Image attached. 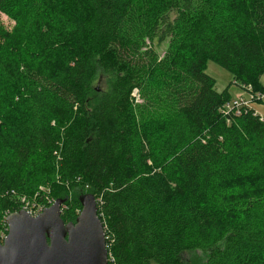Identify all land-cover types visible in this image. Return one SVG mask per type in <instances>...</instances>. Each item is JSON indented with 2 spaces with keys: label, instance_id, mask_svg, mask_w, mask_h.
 <instances>
[{
  "label": "trees",
  "instance_id": "trees-1",
  "mask_svg": "<svg viewBox=\"0 0 264 264\" xmlns=\"http://www.w3.org/2000/svg\"><path fill=\"white\" fill-rule=\"evenodd\" d=\"M208 62L258 101L264 0H32L15 32L0 24V235L57 200L75 222L93 195L109 264H264V196L218 197L264 118Z\"/></svg>",
  "mask_w": 264,
  "mask_h": 264
},
{
  "label": "water",
  "instance_id": "water-1",
  "mask_svg": "<svg viewBox=\"0 0 264 264\" xmlns=\"http://www.w3.org/2000/svg\"><path fill=\"white\" fill-rule=\"evenodd\" d=\"M62 200L36 217L22 210L10 214L0 241V264H109L104 225L93 195L80 198L75 222L62 219Z\"/></svg>",
  "mask_w": 264,
  "mask_h": 264
},
{
  "label": "rangeland",
  "instance_id": "rangeland-1",
  "mask_svg": "<svg viewBox=\"0 0 264 264\" xmlns=\"http://www.w3.org/2000/svg\"><path fill=\"white\" fill-rule=\"evenodd\" d=\"M31 5L32 0H9L8 13L0 15L1 27L9 33L15 32L21 26L22 20L28 14ZM158 49L159 54L163 55L166 44H162ZM206 73L216 81L217 92L228 90L231 96L230 105L234 106L236 103L250 104L264 118V94L256 98L258 101H252V95L234 83L232 74L214 62H208ZM262 82L264 84V75ZM8 102L5 90L0 84V117L5 112H11ZM154 117H163V113L158 112ZM241 154H244V159L239 160L241 170L234 169L232 173L234 177H226L219 190L218 197L226 206L235 203L250 204L264 196V144L259 146L255 153L251 154L245 150ZM29 210L38 212L37 209L31 207ZM185 259L191 263L194 256L185 255Z\"/></svg>",
  "mask_w": 264,
  "mask_h": 264
},
{
  "label": "built area",
  "instance_id": "built-area-1",
  "mask_svg": "<svg viewBox=\"0 0 264 264\" xmlns=\"http://www.w3.org/2000/svg\"><path fill=\"white\" fill-rule=\"evenodd\" d=\"M241 104H243V105H247V104H245V103H236V104H234V107L236 106V105H241ZM30 215H32L33 217H36L37 215H38V213H32V212H28ZM40 214V213H39ZM6 237V235H0V241H3L4 240V238Z\"/></svg>",
  "mask_w": 264,
  "mask_h": 264
},
{
  "label": "bare ground",
  "instance_id": "bare-ground-1",
  "mask_svg": "<svg viewBox=\"0 0 264 264\" xmlns=\"http://www.w3.org/2000/svg\"><path fill=\"white\" fill-rule=\"evenodd\" d=\"M7 235V234H6Z\"/></svg>",
  "mask_w": 264,
  "mask_h": 264
}]
</instances>
